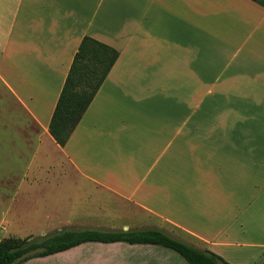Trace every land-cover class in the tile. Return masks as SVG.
<instances>
[{
  "label": "crops",
  "instance_id": "crops-1",
  "mask_svg": "<svg viewBox=\"0 0 264 264\" xmlns=\"http://www.w3.org/2000/svg\"><path fill=\"white\" fill-rule=\"evenodd\" d=\"M85 37L120 57L62 148L49 126ZM0 173L21 176L12 209L40 195L42 207L68 214L59 223L46 214L43 230L124 223L89 230L160 231L229 264H257L264 8L249 0H0ZM0 206V222L35 223ZM87 247L95 252L78 254ZM24 264L188 263L160 246L86 243Z\"/></svg>",
  "mask_w": 264,
  "mask_h": 264
},
{
  "label": "trees",
  "instance_id": "trees-1",
  "mask_svg": "<svg viewBox=\"0 0 264 264\" xmlns=\"http://www.w3.org/2000/svg\"><path fill=\"white\" fill-rule=\"evenodd\" d=\"M249 1L264 8V0ZM119 57L118 51L96 40L89 37L82 40L49 126L51 137L60 147L64 148L71 139ZM86 243L160 246L175 251L188 264H229L208 250L196 249L160 231L124 233L89 229H64L36 239L2 240L0 264H24Z\"/></svg>",
  "mask_w": 264,
  "mask_h": 264
},
{
  "label": "rangeland",
  "instance_id": "rangeland-1",
  "mask_svg": "<svg viewBox=\"0 0 264 264\" xmlns=\"http://www.w3.org/2000/svg\"><path fill=\"white\" fill-rule=\"evenodd\" d=\"M21 178L20 175H6L0 173V200L3 203L4 210L10 211L12 208L10 206V200L15 194V188L17 180ZM36 197V196H35ZM33 198L31 200L30 204L32 206H28L26 203L23 204L22 201H19L17 205L12 209L11 213V219L13 218H20V219H29L35 222L34 224L30 223H22L21 221H18L17 223L14 222H0V241L9 239V238H18V239H27V238H41L48 235H51L52 233H55L56 231L62 230L64 228H67L68 226H72L76 230H85V229H102V230H113L118 228H123L125 225L124 223H113V222H106V223H71V225H59L56 226L55 229H48L43 230L42 228L45 227L46 223H43L41 220H44V216L46 214H51L54 217H52L51 223H59L65 221L68 217V214L64 215L61 212H58L57 208H54L53 210H48V207H42L41 205L44 203L40 195H37V199ZM36 205V207H35ZM67 209H69V206H65ZM1 209V206H0ZM47 209L48 212L44 213V210ZM80 209V208H78ZM14 211V212H13ZM15 214V217L13 216ZM11 221V220H10ZM41 221V222H40ZM70 227V228H72ZM121 228V229H122ZM95 250L93 248L87 247V249H82L78 251V254L81 256L89 255L94 253ZM263 257V256H262ZM257 264H264V257L257 263Z\"/></svg>",
  "mask_w": 264,
  "mask_h": 264
}]
</instances>
